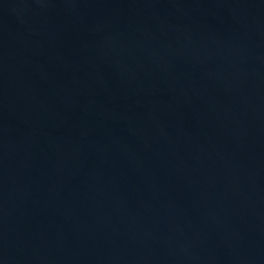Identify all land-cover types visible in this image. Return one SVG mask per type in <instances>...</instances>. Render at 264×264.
<instances>
[{"label": "water", "instance_id": "obj_1", "mask_svg": "<svg viewBox=\"0 0 264 264\" xmlns=\"http://www.w3.org/2000/svg\"><path fill=\"white\" fill-rule=\"evenodd\" d=\"M0 264H264V0H0Z\"/></svg>", "mask_w": 264, "mask_h": 264}]
</instances>
